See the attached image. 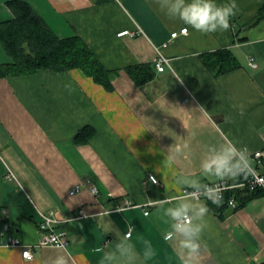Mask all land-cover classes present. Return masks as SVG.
<instances>
[{
  "label": "crops",
  "instance_id": "1",
  "mask_svg": "<svg viewBox=\"0 0 264 264\" xmlns=\"http://www.w3.org/2000/svg\"><path fill=\"white\" fill-rule=\"evenodd\" d=\"M11 1L0 0V22L14 17ZM22 1L57 35H78L108 69L120 72L112 90L80 68L0 78V264H49L59 249L39 243L38 226L41 213L50 212L56 229L67 234L69 264H99L98 249L130 231L138 253L143 240L156 250L148 264H179L153 202L175 199L186 180H218L201 171L200 161L208 146L225 140L246 148L251 165L264 173V18L252 24L264 0H235L239 11L230 28L206 35L169 18L155 0ZM184 27L187 33L171 39ZM126 29L134 35H118ZM161 48L170 65L158 71ZM221 49L231 50L239 66L217 75L205 58ZM11 60L0 42V63ZM148 63L156 74L143 84L125 70ZM86 126L95 133L76 143ZM184 142L188 158L169 164L168 149ZM259 190L223 216L202 199L209 209L202 264L264 262V188ZM123 198L136 206L114 210ZM10 236L20 244H8ZM27 245L31 259L23 256Z\"/></svg>",
  "mask_w": 264,
  "mask_h": 264
},
{
  "label": "clouds",
  "instance_id": "2",
  "mask_svg": "<svg viewBox=\"0 0 264 264\" xmlns=\"http://www.w3.org/2000/svg\"><path fill=\"white\" fill-rule=\"evenodd\" d=\"M160 10L169 18L178 19L201 34H210L217 31H227L230 20L239 8L235 0L218 5L215 0H155ZM187 32V29L184 30ZM190 145L174 143L168 149L169 164L179 159H187L190 155ZM203 173L218 178V181H237L252 174V165L246 148L237 147L230 140L220 145H211L206 148L205 155L200 161ZM186 188L175 199L156 200L153 203L158 207L168 229L164 239L173 246V251L179 264H202L206 246L202 244V234L206 227L205 217L209 211L203 200H210L220 206L223 203V183L208 185L198 180L184 181ZM65 222V221H64ZM70 222V221H67ZM59 233L56 239L57 254L50 258L49 264H69V254L60 242ZM142 251L137 252L135 244L130 242L128 235H123L114 245L102 252L99 264H148L157 255L156 250L148 240H143Z\"/></svg>",
  "mask_w": 264,
  "mask_h": 264
},
{
  "label": "trees",
  "instance_id": "3",
  "mask_svg": "<svg viewBox=\"0 0 264 264\" xmlns=\"http://www.w3.org/2000/svg\"><path fill=\"white\" fill-rule=\"evenodd\" d=\"M14 17L0 22V42L11 57L10 62L0 63V78L33 73L39 69L65 71L72 68L82 69L88 76L108 90L114 88L113 80L119 74L118 69H108L78 35L61 37L47 24L26 1L10 2ZM264 18V5L259 9L252 24ZM205 61L208 67L217 75L224 74L239 66V61L229 49L217 50L207 55ZM130 77L143 84L152 79L156 71L150 63L128 66L125 68ZM95 130L86 126L78 132L74 141L85 143L93 136ZM259 191L248 189L227 193L237 197V207L231 208L227 197L220 206L207 200L209 205L221 216L227 209H238L255 197ZM260 264H264L260 263Z\"/></svg>",
  "mask_w": 264,
  "mask_h": 264
},
{
  "label": "built area",
  "instance_id": "4",
  "mask_svg": "<svg viewBox=\"0 0 264 264\" xmlns=\"http://www.w3.org/2000/svg\"><path fill=\"white\" fill-rule=\"evenodd\" d=\"M185 29H187V32H188L187 27H184L181 30L173 31L171 33V39L176 38L177 36H179V34L187 33L184 31ZM138 31H141V30H138ZM134 33H135L134 31L126 29V30H122L121 32H119L118 35L119 36L134 35ZM167 45H168V42L164 44V47ZM154 62H155L156 69L158 71H163L165 70L166 66L170 65V58L165 55V53L163 52V49L161 48V49H157V57L155 58ZM252 64L255 65L254 62ZM262 155H263V152L260 150L254 153V156L258 159ZM252 169H253L252 174L249 175L246 179L241 177L235 182L230 181V180L225 181V182H220L218 180H215V181L205 182L204 184L215 185L217 183H223L224 188H225V190L222 193L223 199L227 197L226 195L228 192L245 190V189L253 191V190H257L259 187L264 188V173L259 172L254 166H252ZM150 180L154 183H159V180L154 175L150 176ZM88 184L90 185L89 187L92 193L95 195H98L99 189L97 188V186H95L94 184H91L90 181H88ZM79 189H80V186H76L72 189L71 193H75L79 191ZM186 190L191 191L190 188H184L180 195H182L184 191ZM227 201L231 208L237 207L238 201H237L236 195L231 194L230 196L227 197ZM133 206H136V204L134 203L132 199L123 198L115 205L114 210H123V209L133 207ZM145 212L146 214H148V211H145ZM83 215H84L83 210H80L77 216L79 217ZM41 216H42V220L40 221L38 228H39V231L42 232L43 236L39 243L41 245H48V244L56 245L57 235L61 232V233H64V236L60 237V242L64 245V247H67L69 243L67 234L65 231H62V230L59 231L56 229L55 224L57 223L58 220L54 217V213L53 212L41 213ZM126 235L130 236L131 231L128 232ZM20 242L21 241L14 236H10L7 239V243L12 244V245L20 244ZM23 256L27 259H31L33 257V250L31 246L29 247V245H27L23 247Z\"/></svg>",
  "mask_w": 264,
  "mask_h": 264
}]
</instances>
